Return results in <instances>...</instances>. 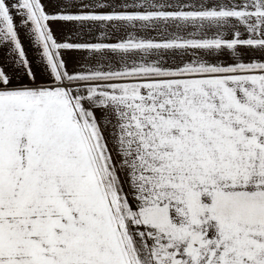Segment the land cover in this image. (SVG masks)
I'll list each match as a JSON object with an SVG mask.
<instances>
[{
    "label": "snow or ice",
    "instance_id": "snow-or-ice-1",
    "mask_svg": "<svg viewBox=\"0 0 264 264\" xmlns=\"http://www.w3.org/2000/svg\"><path fill=\"white\" fill-rule=\"evenodd\" d=\"M0 264H264V0H0Z\"/></svg>",
    "mask_w": 264,
    "mask_h": 264
}]
</instances>
